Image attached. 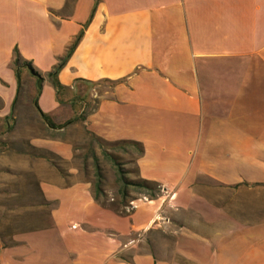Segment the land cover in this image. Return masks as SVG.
<instances>
[{
  "label": "crops",
  "instance_id": "1",
  "mask_svg": "<svg viewBox=\"0 0 264 264\" xmlns=\"http://www.w3.org/2000/svg\"><path fill=\"white\" fill-rule=\"evenodd\" d=\"M79 33L56 90L48 73ZM15 49L42 77L40 88L28 68H15ZM30 84L59 132L82 114L89 87L88 131L141 143L137 177L159 183L190 219L173 229L168 261L128 242L156 222L161 199L142 202L147 218L120 231L114 221L129 214L102 205L90 181L1 150L2 209L34 218L11 221L0 264H264V0H0V125ZM30 111L43 121L33 104ZM30 145L72 156L66 141ZM65 219L73 229L65 245L40 251V234Z\"/></svg>",
  "mask_w": 264,
  "mask_h": 264
},
{
  "label": "rangeland",
  "instance_id": "2",
  "mask_svg": "<svg viewBox=\"0 0 264 264\" xmlns=\"http://www.w3.org/2000/svg\"><path fill=\"white\" fill-rule=\"evenodd\" d=\"M34 90L35 85L30 84L25 90L19 92L8 123L4 126L0 125V151L7 149L28 154L31 157L44 158L59 175L64 178L67 177V181H90L94 188L95 183L99 179L102 193L99 195L98 201L102 205H108L113 208L116 213L129 214L125 215L126 217H120L115 220L113 223L114 228L120 231H128L132 226L137 229L140 226V222L147 218L149 211L148 206L141 205V203L151 199L144 191L132 188L128 189V197L122 199L119 194L121 184L118 180L117 172V168L120 167L126 172V176L129 179L137 177L135 173L137 150L129 146L120 145L115 147L109 143H100L91 136L84 124L85 114L90 112L96 103L94 98L90 96L89 87L84 88L82 90L84 92H80V94H83L81 101L86 104L82 114H79L72 124L66 126L65 131L59 132L51 129L50 133L48 131L49 127L30 111L32 106L30 92H34ZM22 96H24L23 99ZM76 97L72 99L73 106H77L80 102L81 97L79 95ZM38 138L69 142L72 147L71 158L65 159L60 153L53 150L49 151L32 147L30 142ZM1 143H4V145ZM111 156L115 158V161ZM2 198L4 197L0 190V237L4 243H8L7 235L12 231L11 226H9L11 221L24 222L34 218V213L27 214L4 210L2 207L5 204L2 202ZM155 199H161L162 201L156 222L146 230L130 234L129 241H127L130 246L133 245L136 249L141 245L147 246L153 251L158 249V257L169 261L172 258L171 248L175 241L173 229L177 226L187 229L186 223L190 216L185 210L176 211L171 207L170 195L162 187L158 189V196ZM22 202L23 200L20 197L19 203L21 204ZM138 204H140V207L134 211ZM6 206L10 205L7 204ZM133 211L134 213H132ZM72 221L75 222L76 219H72ZM6 224L8 226H5ZM23 229L24 227L19 228V230ZM72 232L71 223L66 219L61 227L44 230L40 234L44 237L43 240L39 241L41 243L40 251L59 252L62 246L65 245V240L62 237L70 236ZM98 244L100 248L105 246L101 240ZM128 252L125 254H130Z\"/></svg>",
  "mask_w": 264,
  "mask_h": 264
},
{
  "label": "trees",
  "instance_id": "3",
  "mask_svg": "<svg viewBox=\"0 0 264 264\" xmlns=\"http://www.w3.org/2000/svg\"><path fill=\"white\" fill-rule=\"evenodd\" d=\"M80 37H81V33H79L77 35V37L75 38V40L72 43V45L66 51V54L63 57L59 58L57 64L53 67L52 71L48 73V77L51 79V82H52V84H53V86H54V88L56 90H60L62 88L61 85L56 80V75L62 69V67L65 65L67 59L69 58V56L73 52V50L75 48V45L78 43ZM14 55H15V57H14L15 68L25 67V68H28L29 71L32 72V75L34 77H36V75L40 76V74L33 69L32 65H31V63L29 61L22 60L20 58L17 49L14 50ZM18 86L20 88L19 76H18ZM32 104L34 105L36 111L39 113V115H40L41 119L44 121V123L49 128L55 129L57 126L55 124H53L48 119V117H46V115H44L40 111V109L38 108L37 97L36 96L33 98ZM90 134H91V136L94 139H96L100 143H109V144H111V145H113L115 147L120 146V145L133 147L134 149L137 150L138 155L143 152V147H142L141 143H139L137 141H134V140H118V141L110 142V141H106V140H104V139H102L100 137H97L96 135H94L91 132H90ZM1 144L4 145V143H1ZM111 157L115 161V158H113V156H111ZM117 172H118V180H119V182L121 184L120 188H119V194H120L122 199H125V198L128 197V189H130V188L144 191L145 193H147V195L149 196L150 199L157 198L158 189L161 188L159 183L154 182V181H149V180H146V179H143V178H139V177H136L135 179H129L126 176V172H124L120 167L117 168ZM135 173H136V175H138L137 168L135 170ZM98 178H99V174H98ZM101 193H102V190L100 188V180L98 179L97 182L94 185V198L98 200V197H99V195Z\"/></svg>",
  "mask_w": 264,
  "mask_h": 264
},
{
  "label": "water",
  "instance_id": "4",
  "mask_svg": "<svg viewBox=\"0 0 264 264\" xmlns=\"http://www.w3.org/2000/svg\"><path fill=\"white\" fill-rule=\"evenodd\" d=\"M30 73L32 74L31 71H30ZM36 78H37V80H36V86H37V88H40L41 85H42V81H43V80H42V77L36 75Z\"/></svg>",
  "mask_w": 264,
  "mask_h": 264
},
{
  "label": "flooded vegetation",
  "instance_id": "5",
  "mask_svg": "<svg viewBox=\"0 0 264 264\" xmlns=\"http://www.w3.org/2000/svg\"><path fill=\"white\" fill-rule=\"evenodd\" d=\"M37 79V78H36Z\"/></svg>",
  "mask_w": 264,
  "mask_h": 264
}]
</instances>
